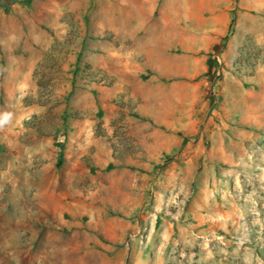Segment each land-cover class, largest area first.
<instances>
[{
	"label": "rangeland",
	"instance_id": "374dc122",
	"mask_svg": "<svg viewBox=\"0 0 264 264\" xmlns=\"http://www.w3.org/2000/svg\"><path fill=\"white\" fill-rule=\"evenodd\" d=\"M0 264H264V0H0Z\"/></svg>",
	"mask_w": 264,
	"mask_h": 264
}]
</instances>
